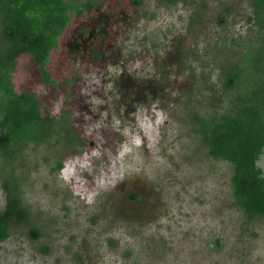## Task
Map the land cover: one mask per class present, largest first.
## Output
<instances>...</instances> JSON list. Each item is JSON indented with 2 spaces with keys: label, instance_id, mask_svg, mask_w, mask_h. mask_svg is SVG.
<instances>
[{
  "label": "rangeland",
  "instance_id": "obj_1",
  "mask_svg": "<svg viewBox=\"0 0 264 264\" xmlns=\"http://www.w3.org/2000/svg\"><path fill=\"white\" fill-rule=\"evenodd\" d=\"M92 1L50 54L57 85L17 59L16 93H33L42 115L66 114L81 150L28 149L24 167L10 165L41 236L13 225L0 264H264V219L235 207L232 167L208 155L191 121L210 102L198 90H219V66L255 36L249 0ZM257 166L264 178V150Z\"/></svg>",
  "mask_w": 264,
  "mask_h": 264
},
{
  "label": "trees",
  "instance_id": "obj_2",
  "mask_svg": "<svg viewBox=\"0 0 264 264\" xmlns=\"http://www.w3.org/2000/svg\"><path fill=\"white\" fill-rule=\"evenodd\" d=\"M157 2L173 7L192 0ZM129 3L139 9L143 0ZM249 4L255 36L246 38L248 44L240 57L219 66V90L210 85L207 95L198 90L210 102L206 113L194 114L191 121L208 155L232 167L230 187L235 207L249 218L264 219V178L257 166L264 150V0H249ZM93 9L92 0H0V181L5 196L0 211V241L8 238L13 225H24L36 238L41 236L22 201L21 178L10 165L18 162L24 167L22 156L28 149L46 148L59 158L81 150V141L73 134L66 114L59 119L49 113L42 115L33 93H16L12 75L17 59L29 56L43 82L57 85L47 70L50 54L57 49L72 16L80 18ZM227 15L226 10L219 14L222 26ZM55 166L60 170L61 160Z\"/></svg>",
  "mask_w": 264,
  "mask_h": 264
}]
</instances>
